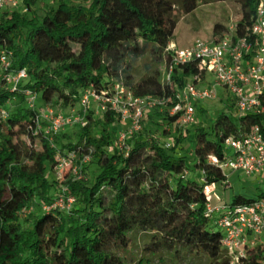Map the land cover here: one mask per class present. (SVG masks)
Returning <instances> with one entry per match:
<instances>
[{
  "label": "trees",
  "instance_id": "16d2710c",
  "mask_svg": "<svg viewBox=\"0 0 264 264\" xmlns=\"http://www.w3.org/2000/svg\"><path fill=\"white\" fill-rule=\"evenodd\" d=\"M83 1L58 0L40 16L36 0H22L0 13V57L11 54L9 72L0 64V264H264V244L247 245L238 259L230 254L217 219L206 215L205 189L226 180L211 158L224 162L226 140L264 129V116H238V126L230 116L235 104L226 106L210 123L180 131L172 144L163 138L167 127L179 126L181 115H170L175 95L198 66L175 68L172 85L158 71L138 82L131 74L149 50L162 60L177 29L176 10L191 14L201 0ZM237 1L242 37L259 0ZM164 60L168 65L169 56ZM21 70L28 78L15 88L6 76ZM117 84L163 102L128 138V153L117 149L123 127L113 112L96 116L90 108L76 142H66L63 132L46 135L44 122L39 128L46 107L70 113L87 90L109 93ZM27 92L37 96L35 109ZM60 151L91 154L83 180L64 182L65 190L54 175ZM92 164L97 170L89 178ZM62 195L74 198L72 206L52 208ZM253 201L237 197L233 205ZM140 236L145 245L135 256Z\"/></svg>",
  "mask_w": 264,
  "mask_h": 264
},
{
  "label": "built area",
  "instance_id": "2783aa9c",
  "mask_svg": "<svg viewBox=\"0 0 264 264\" xmlns=\"http://www.w3.org/2000/svg\"><path fill=\"white\" fill-rule=\"evenodd\" d=\"M20 4L21 0H0V13L4 9H18ZM166 53L169 64L165 81L169 85L173 84V74L177 67L194 64L200 70L175 95L177 104L172 107L170 115H181L180 127L196 124L198 103L217 100L218 87L225 88L233 97L239 117L264 116V0H259L253 24L246 35L237 36L236 25L217 39H196L192 45L181 49L169 45ZM10 58L11 54L6 53L0 57L1 68L6 72L11 67ZM201 73L205 75L202 76ZM27 78L26 70H21L16 74L8 73L6 81L16 88ZM26 95L29 107L35 109L37 96L30 92ZM93 101L98 103L97 114L113 112L119 116L123 130L119 134L117 149L126 153L129 152L126 142L130 136L142 130L146 113L163 104L153 97H135L123 85L117 84L109 93L97 94L93 90H87L79 107L67 114H59L54 108L46 107L38 115L37 124L46 123L45 127L39 125V128L44 127L45 134L49 136L58 135L68 128L85 126ZM226 148L224 162L220 163L216 158H211V162L225 176L226 180L222 183L226 189L232 188L228 176L224 174L226 169L241 171L247 176H264L262 127L254 126L247 132L228 138ZM77 156L74 151L58 152L56 173L60 175V171L68 166L69 160H74ZM90 160L91 154L79 157V161L72 168V181L83 180V168ZM73 203L74 198L66 199L62 195L52 208H61L62 204H66L69 209ZM206 215L217 219V224L224 233V245L236 259L242 255L247 245L264 244V196L247 204L225 207H213L208 203Z\"/></svg>",
  "mask_w": 264,
  "mask_h": 264
},
{
  "label": "rangeland",
  "instance_id": "374dc122",
  "mask_svg": "<svg viewBox=\"0 0 264 264\" xmlns=\"http://www.w3.org/2000/svg\"><path fill=\"white\" fill-rule=\"evenodd\" d=\"M73 1L80 4L84 3L83 0ZM57 5L58 0H36L34 9L40 16H44L48 7H56ZM241 18V4L237 0H201L197 10L188 15L177 9L175 12L177 29L170 45H175L177 48L181 49L189 47L196 39L212 40L215 38H219L227 29L236 26ZM216 26H221L224 30L219 29V31L216 32ZM154 56L155 55L152 53V51L149 50L146 55H144L136 63L132 64L131 74L135 81L138 82L151 72L158 71L161 74V81L165 83L167 63L164 60V56L167 57V53H162V60H159V62L154 59ZM149 69H152V71H150ZM210 80H213L212 76H210ZM217 95L218 98L215 101L198 103L196 115L197 122L199 121L204 124L210 123L220 112L226 111V106H228L227 108H229L231 105L235 104L233 97L226 91L225 88L218 87ZM90 108L96 116L102 115L97 114V102L93 101L90 104ZM155 108L151 110V113H154ZM55 110L59 114L68 113L66 110L60 108H56ZM230 116L239 126V115L236 107L232 109V111L230 112ZM206 117L209 119H207ZM145 124L147 126L149 122L146 121ZM195 125L196 124L187 128H182L180 126L167 127V129L169 130V135L167 136V138H163V140L174 144V141L176 140L180 131L185 132L187 129L192 130ZM77 132V127H72L64 130L63 133L66 134L65 141L76 142ZM188 144L189 139H187L185 146H187ZM188 156L190 157V161L192 162L194 160V157L190 156V154ZM77 161H79L78 156L74 160L70 159L68 162V166L60 171V175L57 173L54 174L55 177H57L58 185L61 188L65 189L64 182L72 180V168L76 165ZM96 170L97 165L92 164L91 166H89L88 177L91 178ZM224 174L228 176V181L231 184L232 188L226 189L222 182L207 184L205 186L206 192L209 194L210 198L209 203L213 207L232 206L234 204V199L237 197H242L248 200H258L260 199L261 194L264 193V176H247L241 171H231L227 169L225 170ZM202 183L204 182L202 181ZM67 207L68 205L66 204L61 205L62 210L68 209ZM220 230L222 231L221 228ZM138 245L139 250L135 253V256L140 255V251L145 245L143 236H140L138 238ZM186 264L197 263L196 261L190 262L189 260L188 262H186Z\"/></svg>",
  "mask_w": 264,
  "mask_h": 264
}]
</instances>
